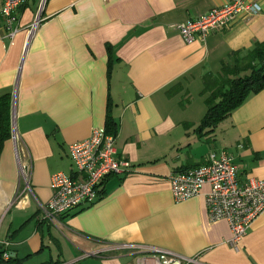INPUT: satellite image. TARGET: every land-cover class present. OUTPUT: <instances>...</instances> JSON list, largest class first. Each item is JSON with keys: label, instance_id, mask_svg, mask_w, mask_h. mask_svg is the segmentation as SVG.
<instances>
[{"label": "crops", "instance_id": "1", "mask_svg": "<svg viewBox=\"0 0 264 264\" xmlns=\"http://www.w3.org/2000/svg\"><path fill=\"white\" fill-rule=\"evenodd\" d=\"M25 1L13 36L0 10V91L12 93L16 132L0 152V249L21 264H140L153 247L203 264H264V208L233 248L227 220L207 217L208 183L174 201L168 181L170 171L221 148L239 182L264 179V87L202 135L194 127L205 105L187 93L201 91L202 74L217 71L231 50L264 38V0H245L259 9L188 42L174 23L224 0ZM108 119L126 168L105 174L92 203L42 215L51 174L77 175L68 144L93 126L106 129ZM19 160L29 162V188Z\"/></svg>", "mask_w": 264, "mask_h": 264}, {"label": "built area", "instance_id": "2", "mask_svg": "<svg viewBox=\"0 0 264 264\" xmlns=\"http://www.w3.org/2000/svg\"><path fill=\"white\" fill-rule=\"evenodd\" d=\"M1 14L8 36L18 30V8L25 0H1ZM259 5L245 0H224L213 5L199 16L186 22L174 23L182 40L203 41L212 28H224L240 11L254 12ZM35 21L30 25L33 26ZM31 30V29H30ZM12 136L16 132L12 122ZM115 133L108 132L104 127L93 126L87 137L68 144V151L77 175L62 170H55L51 176L53 193L42 206L44 216L55 219L72 207L83 203L89 204L98 197L99 186L107 173L124 170L128 165L121 156L116 155ZM205 163L193 167L172 170L168 174L170 191L174 201L198 193L204 183L209 187L204 193L206 214L209 219L223 217L227 220L230 237L229 245L237 248V242L245 234L249 222L264 208V179H247L239 182L236 165L231 154L225 149L209 151ZM29 163V162H28ZM18 161L20 178L29 188L30 165ZM7 245V239L3 241ZM125 247H140L137 243L122 242ZM150 254L140 256L138 262L146 264L150 256L153 264H203L195 256H182L161 247L143 250ZM9 250L1 253L3 258L9 257ZM149 253V252H148Z\"/></svg>", "mask_w": 264, "mask_h": 264}, {"label": "trees", "instance_id": "3", "mask_svg": "<svg viewBox=\"0 0 264 264\" xmlns=\"http://www.w3.org/2000/svg\"><path fill=\"white\" fill-rule=\"evenodd\" d=\"M106 48L111 59L110 45ZM228 56L230 58L222 60L217 71L204 72L201 76L200 92L204 95L205 110L194 127L198 135L212 130L248 94L264 87V38L254 41L251 48L231 50ZM12 102L10 91H0V152L4 139L12 134ZM110 123V119L105 123L108 132L112 131ZM2 252L0 249V264L22 263L21 258L12 254L3 258Z\"/></svg>", "mask_w": 264, "mask_h": 264}, {"label": "rangeland", "instance_id": "4", "mask_svg": "<svg viewBox=\"0 0 264 264\" xmlns=\"http://www.w3.org/2000/svg\"><path fill=\"white\" fill-rule=\"evenodd\" d=\"M187 93H188V95H190V98H188V100L193 99V101H192L193 105H198L201 103L202 107H204V103L201 102L202 97H203V95H202L203 93H201L200 91L199 92L190 91ZM185 97H187V95H185ZM186 100H187V98H186Z\"/></svg>", "mask_w": 264, "mask_h": 264}, {"label": "water", "instance_id": "5", "mask_svg": "<svg viewBox=\"0 0 264 264\" xmlns=\"http://www.w3.org/2000/svg\"><path fill=\"white\" fill-rule=\"evenodd\" d=\"M37 20H38V17H36V19H35V23H37ZM34 25H35V24H34ZM33 28H34V26H32L30 32L33 30Z\"/></svg>", "mask_w": 264, "mask_h": 264}]
</instances>
